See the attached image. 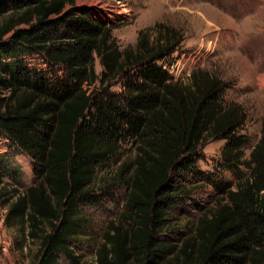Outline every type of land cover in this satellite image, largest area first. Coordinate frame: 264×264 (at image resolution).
Instances as JSON below:
<instances>
[{
    "label": "trees",
    "instance_id": "trees-1",
    "mask_svg": "<svg viewBox=\"0 0 264 264\" xmlns=\"http://www.w3.org/2000/svg\"><path fill=\"white\" fill-rule=\"evenodd\" d=\"M113 31L77 0H0V132L33 158L39 177L10 190L0 155L7 227L40 241L35 264L62 256L78 264L71 241L87 226L83 207L97 202L98 171L120 162L113 186L129 189L125 212L97 264H264V118L245 160L247 115L225 103L221 79L200 69L187 82L170 74L165 60L183 40L175 27L158 22L125 49ZM35 55L45 69L27 62ZM210 140L226 141L216 173L198 168ZM127 146L134 153L123 160ZM190 181L220 198L175 240L174 209Z\"/></svg>",
    "mask_w": 264,
    "mask_h": 264
},
{
    "label": "rangeland",
    "instance_id": "rangeland-1",
    "mask_svg": "<svg viewBox=\"0 0 264 264\" xmlns=\"http://www.w3.org/2000/svg\"><path fill=\"white\" fill-rule=\"evenodd\" d=\"M77 5L87 7L114 25L113 35L121 49L134 47L139 33L158 22L175 27L183 40L178 51L165 60L170 74L187 82L191 73L200 69L221 79L225 103L240 104L246 112L242 133L248 135L249 144L244 159L250 158L261 137L264 118V0H77ZM26 60L33 67L45 69L39 55ZM96 71L102 72L98 58ZM225 144V140L206 142L203 158L198 162L199 170L218 172ZM133 153L134 148L127 146L121 159ZM0 155L9 163L4 169V184L10 190L23 191L39 182L33 158L1 132ZM119 164L109 163L98 171L93 186L97 202L83 207L81 213L88 220L87 226L71 241L78 264H97V250L105 233L125 212L129 189L118 184L113 186ZM184 185L187 194H182L174 209L178 218L173 229L175 240L188 237L191 224L212 209L220 198L210 184L190 181ZM7 211L0 204V264H35L40 241L8 228ZM59 264L75 263L62 256Z\"/></svg>",
    "mask_w": 264,
    "mask_h": 264
},
{
    "label": "built area",
    "instance_id": "built-area-1",
    "mask_svg": "<svg viewBox=\"0 0 264 264\" xmlns=\"http://www.w3.org/2000/svg\"><path fill=\"white\" fill-rule=\"evenodd\" d=\"M9 94H10V90L7 89V90L4 91L3 96L7 97ZM6 140L9 141L8 139H6ZM5 249H6V248L4 247V250H5Z\"/></svg>",
    "mask_w": 264,
    "mask_h": 264
},
{
    "label": "bare ground",
    "instance_id": "bare-ground-1",
    "mask_svg": "<svg viewBox=\"0 0 264 264\" xmlns=\"http://www.w3.org/2000/svg\"><path fill=\"white\" fill-rule=\"evenodd\" d=\"M264 86V85H263Z\"/></svg>",
    "mask_w": 264,
    "mask_h": 264
}]
</instances>
